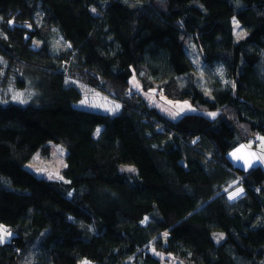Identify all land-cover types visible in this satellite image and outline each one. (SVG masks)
Masks as SVG:
<instances>
[{"label":"trees","instance_id":"trees-1","mask_svg":"<svg viewBox=\"0 0 264 264\" xmlns=\"http://www.w3.org/2000/svg\"><path fill=\"white\" fill-rule=\"evenodd\" d=\"M78 82L120 107L80 108ZM257 133L264 0H0V264H264V169L229 155ZM50 141L63 181L25 167Z\"/></svg>","mask_w":264,"mask_h":264},{"label":"rangeland","instance_id":"rangeland-1","mask_svg":"<svg viewBox=\"0 0 264 264\" xmlns=\"http://www.w3.org/2000/svg\"><path fill=\"white\" fill-rule=\"evenodd\" d=\"M233 29L235 32L236 38H241L245 35L244 30L237 24V22L233 19ZM238 25V26H237ZM58 44L60 47L64 46V43L58 40ZM187 54L193 60L196 66V75L200 76V71H202V61L201 56L194 44H189L186 47ZM78 88L81 91L82 99L77 104L80 108L98 110L103 113L114 112L119 107L120 104L111 93H103L96 89L93 86L87 85L85 83H77ZM138 85V87H137ZM135 94L138 93L140 97L147 100L149 104L154 106L159 112H161L164 116L174 119L181 113L196 111L195 106H193L189 101H178L172 100L173 98L167 97L158 87L155 85L151 88H142L141 85L136 81L133 77L130 86L126 90V95H129L130 92ZM119 106L118 108L116 106ZM256 136L253 135L249 138L250 141L256 143ZM65 155L66 149L64 146L60 144H56L54 142H49L47 145V150L43 153V151H36L30 160L26 163L25 167L30 172L34 173L36 176L45 178L52 181H63L62 170L65 167ZM120 170L125 173H134V166L130 164H121ZM239 191V190H238ZM237 192V191H236ZM233 192V193H236ZM232 193V194H233ZM231 194V195H232ZM10 235H7L5 240L9 239L12 236V232L7 231ZM220 234V232L213 233L214 238L215 235ZM79 264H90L89 262L83 260Z\"/></svg>","mask_w":264,"mask_h":264},{"label":"crops","instance_id":"crops-1","mask_svg":"<svg viewBox=\"0 0 264 264\" xmlns=\"http://www.w3.org/2000/svg\"><path fill=\"white\" fill-rule=\"evenodd\" d=\"M255 136L256 143H253L250 140L244 142L239 141L230 151L229 155L234 165L245 169L258 165L264 169V135L257 133ZM233 153L236 155L233 156ZM239 192L240 194L238 196L242 194L241 191ZM222 239V233L215 235L216 242H220Z\"/></svg>","mask_w":264,"mask_h":264},{"label":"snow or ice","instance_id":"snow-or-ice-1","mask_svg":"<svg viewBox=\"0 0 264 264\" xmlns=\"http://www.w3.org/2000/svg\"><path fill=\"white\" fill-rule=\"evenodd\" d=\"M137 87H138V85H137ZM116 107L118 108L119 106L117 105ZM212 115H215V114L213 113ZM97 134H99V129H97ZM235 155L236 154L233 153V156H235ZM237 158H239V157H237ZM239 194H240L239 191H237L236 193H233L232 196H230V199L231 198H234L235 196H237ZM7 235H10V233H8L7 230L3 228V226H0V243H3L4 242V240H5V238H6Z\"/></svg>","mask_w":264,"mask_h":264},{"label":"built area","instance_id":"built-area-1","mask_svg":"<svg viewBox=\"0 0 264 264\" xmlns=\"http://www.w3.org/2000/svg\"><path fill=\"white\" fill-rule=\"evenodd\" d=\"M12 22V24H13V21H11Z\"/></svg>","mask_w":264,"mask_h":264}]
</instances>
